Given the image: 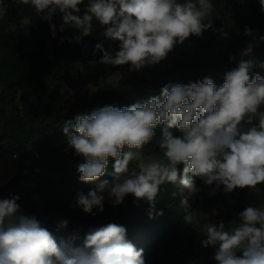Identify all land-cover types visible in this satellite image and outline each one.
I'll use <instances>...</instances> for the list:
<instances>
[{
	"label": "clouds",
	"instance_id": "9594fccd",
	"mask_svg": "<svg viewBox=\"0 0 264 264\" xmlns=\"http://www.w3.org/2000/svg\"><path fill=\"white\" fill-rule=\"evenodd\" d=\"M21 3L49 23L53 38L58 32L77 30L71 38L60 37L61 43H80L94 32L95 20L102 37L118 42V50L97 43L93 55L99 51V63L128 65L133 72L159 64L190 37L202 38L205 31L216 30L211 0H88L83 12L84 0ZM259 3L264 13V0ZM5 12L0 7V16ZM57 15L59 26L53 23ZM219 31L229 38L228 32ZM257 31L245 26L243 35L252 41L242 56L264 41ZM257 63L241 59L220 85L211 77L187 84L169 82L159 96L146 101L97 106L66 121L62 131L67 149L84 161L77 166L79 181L95 183L87 194H77L74 207L95 216L93 210L102 213L106 199L115 207L132 195L137 206L139 201L149 205L153 219L163 214L156 211L161 186L172 185L171 197H179L184 224L206 237L203 247L216 249L217 264H264V203L245 207L227 228L223 221L201 224L189 203L201 191L197 179L210 186L209 195L264 184V76L253 73ZM259 67L264 68V62ZM157 126H162L160 151L145 157L142 149L156 136ZM172 129L181 135L175 136ZM106 174L110 179H101ZM19 199H0V264H146L144 250L128 240L125 226L108 223L90 229L82 244L75 245L72 239L57 240L36 217L23 214ZM67 225V219L59 220L57 230Z\"/></svg>",
	"mask_w": 264,
	"mask_h": 264
},
{
	"label": "trees",
	"instance_id": "16d2710c",
	"mask_svg": "<svg viewBox=\"0 0 264 264\" xmlns=\"http://www.w3.org/2000/svg\"><path fill=\"white\" fill-rule=\"evenodd\" d=\"M243 1L246 0H211L214 5V30L203 33L202 38L190 37L184 44H177L167 58L159 64L133 72L128 65L112 66L99 63L102 53L96 51L95 44L102 43L106 50H118V42H109L102 37V29L94 20V32L82 39L80 43H61L60 37L71 38L77 35L75 29H68L57 34L54 39L50 58L47 53L45 28L47 21L41 20L29 5L14 0H1L0 7L6 8L3 15L9 24L16 26L4 34L3 43L6 54L1 62L0 84L3 88L2 98L5 105L14 102L18 94L21 95L22 110L0 128V144L10 142L16 155L22 148L31 154V164H24L21 172L14 175L6 184L0 186V194L11 198L18 195L23 214L34 216L43 227H46L57 240L72 239L75 245H80L86 233L93 228L116 223L127 229V238L137 248L144 250L146 264L162 249L170 246L179 247V233L184 227V212L179 204V197L172 198L171 192L175 190L172 185H162L156 215L150 219L149 205L144 201L134 203V197L128 195L121 205L113 206L105 201L104 211L95 216L81 218L77 215L78 207H74L77 194L87 192L95 187V183H82L79 181L77 166L83 163V158L67 149V142L58 146L45 159L41 158L38 147L53 144L56 140L66 137L63 134L65 122L73 119L76 114L90 112L92 109L115 105L117 107L130 106L136 102L148 100L152 96H159L161 88L171 83L187 84L205 77H211L220 85L224 74L238 66L241 59H255L258 63L252 71L264 76V68L259 67L264 62V41L256 43L249 56H242L247 43L252 37L243 35L245 26L258 30L257 36L264 35V13L260 8L255 9L242 17L240 22L232 27L228 26V19L239 12ZM260 5L259 0H250ZM88 3V0H84ZM27 24V33H24L22 23ZM61 23L60 16L56 25ZM220 29L228 32L229 43L226 48L213 57H206L201 49H207L216 43ZM195 42L198 47L193 52L184 51L185 46ZM91 45L89 54L83 53V48ZM234 57V59H230ZM95 61V64H89ZM53 70L50 85L44 80L46 65ZM82 65L81 70L77 65ZM120 79L116 85L106 84L90 100L79 99L74 105L68 106L62 96L64 87L77 86L84 78L94 81L104 80L114 74ZM175 136L181 135L177 129L171 130ZM156 136L142 152L159 147L158 141L162 134V126L155 129ZM38 148V149H40ZM36 151V152H35ZM133 167V164L130 165ZM182 167V165H181ZM112 171L110 160L108 172ZM110 179L107 174L101 179ZM196 185L201 191L189 199L191 210L199 212L202 206L210 203L229 205L224 199L222 191L209 195L210 186H206L199 179ZM248 188L236 189L230 196L236 201L235 206L229 209L223 217L210 214L206 219L209 223L219 224L223 221L227 227L233 211L239 213L245 205V196ZM67 219L68 225L57 230V223ZM195 242L191 238L185 254V264H200L194 252Z\"/></svg>",
	"mask_w": 264,
	"mask_h": 264
},
{
	"label": "rangeland",
	"instance_id": "374dc122",
	"mask_svg": "<svg viewBox=\"0 0 264 264\" xmlns=\"http://www.w3.org/2000/svg\"><path fill=\"white\" fill-rule=\"evenodd\" d=\"M1 1V0H0ZM17 2H21V0H14ZM87 3L81 5L82 12ZM260 5L254 3L253 1L246 0L243 1L242 6L237 12V14L231 16L228 19V26L232 27L240 22L243 16L250 14L255 9L259 8ZM58 16H55L53 19V23L56 24ZM25 22V21H24ZM23 22V23H24ZM22 23V25H23ZM16 26L9 24L4 16H0V77H1V62L3 57L6 54V47L3 43L4 34L11 30L15 29ZM24 33H27V26H22ZM46 41H47V53L48 58H50L49 52L51 51V47L53 45L54 39L51 36L50 26L47 23L45 28ZM229 43V38L224 39L220 33L216 43L214 46L201 49V53L206 57H213L218 52L222 51L226 48ZM198 47V44L195 42L188 43L184 51L193 52ZM84 54H89L91 51V45H87L83 48ZM53 70L49 64L46 65L44 72V80L47 85H50L52 80ZM120 79V75L114 74L107 79H100L98 81H94L90 78H84L79 85L72 87H64L62 89L63 99L66 101L68 106L74 105L79 99L90 100L93 96H95L106 84L116 85ZM3 88L0 84V128L4 124H8L7 122L13 118L16 114L20 115V110H22V100L21 95L18 94L14 100L9 105H5V102L2 98ZM67 140L60 138L56 140L53 144H45L42 148L36 149L37 152H41V158L45 159L50 153H52L58 146L66 143ZM15 148L14 146L8 142L4 141L0 144V186L6 184L14 175L21 172L24 164H31L30 158L32 157L28 150L22 148L21 152L17 154L16 157H13ZM35 151V152H36ZM160 151L159 147H155L149 149L147 152H142L145 157H149L151 155L158 154ZM135 166V162H133V167ZM224 194V199L227 202L228 206H225L222 203H210L207 207L202 206L199 212L196 213L197 219L199 222L205 223L206 219L210 216V214H214L218 217H223L225 213L235 206L236 201L230 194ZM7 198L5 195L0 194V199ZM107 201V199H106ZM260 203H264V184L257 185L255 189H247L245 196V205L246 207L249 205H258ZM98 213L96 209L93 210ZM77 215L81 218H86L90 214L84 213L79 207L76 211ZM237 213L233 211L231 220L229 223L237 219ZM92 216V215H90ZM193 238L195 242V254L197 256V260L200 264H217L214 259V253L216 249L212 246L207 248L203 247L201 241L206 237L199 234L192 226L184 225L179 233L180 244L179 247L170 246L168 249H162L159 251L149 262L148 264H185V254L188 249V245L190 239ZM240 253H238L239 255Z\"/></svg>",
	"mask_w": 264,
	"mask_h": 264
},
{
	"label": "built area",
	"instance_id": "2783aa9c",
	"mask_svg": "<svg viewBox=\"0 0 264 264\" xmlns=\"http://www.w3.org/2000/svg\"><path fill=\"white\" fill-rule=\"evenodd\" d=\"M13 157H16V155H13Z\"/></svg>",
	"mask_w": 264,
	"mask_h": 264
}]
</instances>
